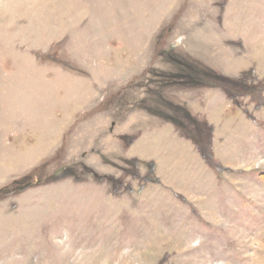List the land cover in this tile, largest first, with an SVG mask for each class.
<instances>
[{"label": "rangeland", "instance_id": "374dc122", "mask_svg": "<svg viewBox=\"0 0 264 264\" xmlns=\"http://www.w3.org/2000/svg\"><path fill=\"white\" fill-rule=\"evenodd\" d=\"M0 264H264V0H0Z\"/></svg>", "mask_w": 264, "mask_h": 264}]
</instances>
